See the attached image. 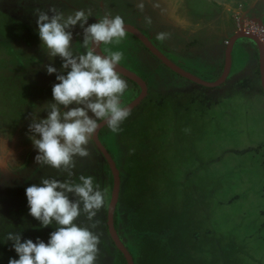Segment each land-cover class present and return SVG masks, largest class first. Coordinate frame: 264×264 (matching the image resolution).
I'll list each match as a JSON object with an SVG mask.
<instances>
[{
	"label": "rangeland",
	"instance_id": "1",
	"mask_svg": "<svg viewBox=\"0 0 264 264\" xmlns=\"http://www.w3.org/2000/svg\"><path fill=\"white\" fill-rule=\"evenodd\" d=\"M197 1L143 0L140 10L138 0H0V264L19 258L13 242L4 240L8 232L21 233L22 240L47 242L56 229L55 224L41 227L30 215L25 191L41 177L58 175L36 162L28 125L38 107L54 102L52 87L59 81L45 65L51 63L66 74L60 57L51 59L43 48L35 9L55 6L69 14L91 8L89 24L106 12L118 14L151 35L187 70L214 80L225 61L222 52L215 62L206 51V60L195 58L196 64L194 59L181 60L188 49H171L174 42L182 44L184 36L194 41L190 31L181 34L171 25L170 19L177 20L172 9L180 13L186 4L198 17L200 4L213 6L208 0ZM158 33L166 38L158 40ZM82 40L77 25L73 44L80 52ZM240 41L246 42L247 52L256 49L252 40ZM102 48L121 51L120 63L139 73L149 88L121 124L122 131L108 128L104 137L121 173L117 231L135 264H264V92L258 59L248 67L234 66L222 85L207 87L173 72L130 34ZM121 76L128 85L121 98L125 106L138 95L134 97L133 82ZM39 115L44 118L47 112ZM88 148V157L76 159L74 179L91 175L105 189L104 156L94 140ZM110 196L108 192L96 217L97 264H116L119 256L107 224ZM77 223L89 222L82 215Z\"/></svg>",
	"mask_w": 264,
	"mask_h": 264
},
{
	"label": "clouds",
	"instance_id": "2",
	"mask_svg": "<svg viewBox=\"0 0 264 264\" xmlns=\"http://www.w3.org/2000/svg\"><path fill=\"white\" fill-rule=\"evenodd\" d=\"M144 6L143 0H138L136 7L143 10ZM35 14L44 50L53 60L60 57L66 74L51 63L45 65L47 73H57L59 81L52 87L54 102L38 107L28 125L29 139L37 150L36 162L55 169L58 175L41 177L39 184L25 191L30 215L41 227L55 224L56 229L47 242L22 240L21 233L8 232L4 240L13 242L19 256L10 258L9 264H97L100 235L95 229L100 221L96 217L105 207L108 190L101 189L91 175L80 174L74 179L76 159L90 155L88 145L100 122L119 133L131 114L121 99L128 87L118 71L123 53L101 48L119 44L126 37V25L122 16L110 12L89 24L91 8L65 14L51 6L36 8ZM77 25L82 29L83 52L73 44ZM156 38L163 41L166 34L158 33ZM41 111L47 116L41 118ZM61 175L65 178L60 179ZM82 215L88 224L77 223Z\"/></svg>",
	"mask_w": 264,
	"mask_h": 264
},
{
	"label": "crops",
	"instance_id": "3",
	"mask_svg": "<svg viewBox=\"0 0 264 264\" xmlns=\"http://www.w3.org/2000/svg\"><path fill=\"white\" fill-rule=\"evenodd\" d=\"M189 1L194 4L197 2L200 3V1L197 0ZM208 2L213 4V6L209 7L200 4L198 7L201 8L200 14H202V16L198 17L196 15L198 12L191 14L189 13L191 8H189L186 4L182 6V11L180 13L178 12V9H172L176 10V13L172 14L171 16L177 18V20L170 19L169 22H171V25L177 27L179 31L181 30V34L186 31H190V35L194 39V41L192 39L189 40L186 38V36H184L180 42L182 44L178 45L176 42H174L173 47H171L169 43H166V45L171 47L173 52H179L185 48L188 49V51L184 50L186 52L185 54L180 53L183 55V58H181L183 62H185L183 59H186L187 61L194 59V63L198 64L197 61H195V58H198V60L201 58L206 60V51L211 52L210 59L217 60L215 62L219 61L222 52L224 60L226 61L228 42H230L232 38L239 33L236 22L230 21L231 19H235V12L241 13L243 19L250 17L256 20H261L264 18V0H208ZM201 19H203L204 22H201ZM198 42L207 44L208 46L197 47ZM191 43H193L192 47L196 45L197 46L192 49V47L189 46ZM243 43L246 42L240 41L235 43L233 46L231 56V71L236 65L240 66L241 68L253 65V61L257 59L260 66V55L257 48L251 49L250 52H247L243 49ZM210 47H212L213 50H211ZM197 52H201L202 55L197 56ZM177 58L179 57L177 56ZM225 61L224 64H222L223 66L221 71L224 69Z\"/></svg>",
	"mask_w": 264,
	"mask_h": 264
},
{
	"label": "water",
	"instance_id": "4",
	"mask_svg": "<svg viewBox=\"0 0 264 264\" xmlns=\"http://www.w3.org/2000/svg\"><path fill=\"white\" fill-rule=\"evenodd\" d=\"M126 25V32L133 34L135 37H137L141 43L152 53L154 54L162 63H164L168 68H170L173 72L183 76L184 78H187L195 83H198L203 86L207 87H218L222 85L224 82L227 81L228 77L231 73V56H232V49L236 42H238L241 39H249L255 42V47L257 48L259 55H260V71H261V85L262 90L264 92V46L260 42L259 38L255 34L245 33L242 31H238L239 33L232 38L230 42H228V47L226 51V61L224 65V69L221 73V75L215 79V80H207L203 79L202 77L194 74L193 72L187 70L184 68L180 63L181 61L179 59H172L170 58L164 51H162L156 43L152 40L150 36H148L145 32H143L139 27L132 23L125 22ZM253 44V45H254ZM102 48V47H101ZM245 50V48L243 47ZM99 50V49H98ZM246 51V50H245ZM118 71L120 74L126 76L130 80L136 82L140 86V93L136 98H134L133 101L128 103L127 107L131 109H135L143 99L148 95V84L146 80L139 75L136 71L122 65L120 63ZM106 124L103 122H100V127L98 128L93 140L96 144V146L99 148L101 153L103 154L104 158L106 159L108 165L111 168L112 175H113V187L111 191L110 201L108 205V230L111 235L112 240L114 241L116 247L123 252L125 255L128 264H135V260L133 257V254L131 253L130 249L125 244L124 240L120 237L117 227L115 225V214L117 211V205L119 201L120 191H121V173L120 169L117 165V162L111 152L108 150V148L105 146V144L100 139L99 133L103 127H105Z\"/></svg>",
	"mask_w": 264,
	"mask_h": 264
},
{
	"label": "trees",
	"instance_id": "5",
	"mask_svg": "<svg viewBox=\"0 0 264 264\" xmlns=\"http://www.w3.org/2000/svg\"><path fill=\"white\" fill-rule=\"evenodd\" d=\"M127 34H130L131 36L135 37L133 34L131 33H128L126 32ZM135 39H137L138 41H140L137 37H135ZM141 42V41H140ZM183 67H185L186 69H189L188 66H186L185 63H180ZM193 72V71H192ZM222 72V71H221ZM221 72H219L216 76V79L221 75ZM194 73V72H193ZM215 80V79H214ZM132 81V80H131ZM133 84H134V97H136L141 89H140V86L132 81ZM108 130V127L107 125L105 127H103L99 133V136H100V139L102 140V142L105 144V146L108 148V150L111 152V154L113 155V157L115 158L114 154L112 153L111 149L108 147V144H106L105 140H104V137H106V134H108L107 132ZM108 142V141H107ZM104 173H105V189L108 190V192H111L112 191V187H113V175H112V171H111V168L110 166L108 165L106 159L104 158ZM117 215H118V212L116 211V214H115V225L116 227L118 226V220H117ZM118 249V248H117ZM118 252H119V256L117 257V261H116V264H128L127 262V259L125 257V255L123 254V252H121L119 249H118Z\"/></svg>",
	"mask_w": 264,
	"mask_h": 264
},
{
	"label": "built area",
	"instance_id": "6",
	"mask_svg": "<svg viewBox=\"0 0 264 264\" xmlns=\"http://www.w3.org/2000/svg\"><path fill=\"white\" fill-rule=\"evenodd\" d=\"M234 18L239 31L255 34L264 46V18L261 20L250 17L243 19L239 12H235Z\"/></svg>",
	"mask_w": 264,
	"mask_h": 264
},
{
	"label": "flooded vegetation",
	"instance_id": "7",
	"mask_svg": "<svg viewBox=\"0 0 264 264\" xmlns=\"http://www.w3.org/2000/svg\"><path fill=\"white\" fill-rule=\"evenodd\" d=\"M151 36V35H150ZM154 40V39H153ZM155 41V40H154ZM156 42V41H155ZM102 47V46H101Z\"/></svg>",
	"mask_w": 264,
	"mask_h": 264
}]
</instances>
